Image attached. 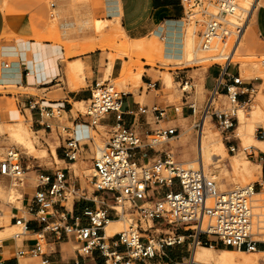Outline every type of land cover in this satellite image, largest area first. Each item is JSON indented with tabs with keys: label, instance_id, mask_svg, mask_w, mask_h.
Segmentation results:
<instances>
[{
	"label": "crops",
	"instance_id": "crops-1",
	"mask_svg": "<svg viewBox=\"0 0 264 264\" xmlns=\"http://www.w3.org/2000/svg\"><path fill=\"white\" fill-rule=\"evenodd\" d=\"M54 1L55 6H51L48 0H0V87H4V90H0V150L7 146L8 136L6 133L2 134L5 131L3 124L18 121L20 114L27 119L21 126L20 138L29 147L28 156H35L28 159L22 157L23 164L28 168L24 185L20 186L21 197L17 198V204L1 199L11 185L12 179L0 175V217H5L9 221L7 229L19 228L14 223L15 217H25L30 225V231L19 238L10 236L2 239L0 264H40L42 257L48 259V264H106L104 257L97 250L90 255L81 254L80 242L75 237L42 231L43 225L28 209V204L38 190L37 175L39 173L53 175L57 170L64 169L71 188L86 189V198H74L68 207L73 216L72 221L74 217L80 216L82 221L86 222L82 218L86 207L106 208L110 205L112 200L105 192L95 191L93 186L89 189L75 174L79 158L86 163L87 174L88 170H91L89 174L95 172L90 163L93 164L101 147L96 144L94 137H87L92 127L90 117L79 113L78 103L89 101L96 81L119 79L125 84L124 78L128 74L130 61L128 54H132L127 53L130 50L128 48L130 39L152 38L158 41V38L168 49L163 55L169 58L173 55L177 58L184 56L183 47L188 32L185 29V9L182 0ZM252 12L250 23L242 38L244 39L247 34L245 41L248 49L264 53V0H257ZM93 27L97 31L107 30L111 34H115L117 30L116 40H121L119 45L123 54H119L117 49L106 47L100 37H96L95 32L91 31ZM88 37H96V40L88 41L86 40ZM239 50L235 56L239 55ZM132 52L141 51L137 49ZM114 54L116 56L111 58L110 55ZM142 62L146 63V60L142 59ZM201 69L199 77H195L194 72L200 68L187 67L176 71L177 82L178 77L192 78L190 82L192 89L189 94H184L181 106L167 98L162 80L154 77L151 65L145 64L144 70L140 73L134 72L137 81L143 85L138 89L124 91L121 108L123 123L127 126L135 125L143 137L162 128L175 126L179 130L174 137L156 146L155 149H137L135 159L138 162L163 158L166 153H172L178 160L184 162L198 156L201 129L197 134L193 133V129L197 128L195 124L200 120L196 117L201 112L203 101L205 103L210 91L216 86L220 73L218 65ZM228 70L236 74L238 67L231 65ZM239 72L242 75L241 67ZM106 73L108 78H105ZM75 75L79 77L78 80H74ZM255 77L259 79L263 76ZM244 79L246 88L252 86L256 88L257 83L253 78ZM166 80L170 86H174L171 72L167 73ZM8 87L15 89L9 90ZM260 92L263 94V90ZM254 93L255 91L251 93L250 98L248 94L241 95L240 101L252 100ZM30 103L37 105L32 108ZM192 103L196 107L195 113L190 108ZM9 104L15 106L9 108L7 107ZM153 105L165 110L163 118H158L157 112L151 111ZM45 107L59 110L58 117L64 118V122L58 121L55 114L47 118L41 111V108ZM140 107L148 109L141 113ZM258 111L260 117L263 113L262 108L258 107ZM29 118L31 123L28 122ZM46 121L51 123V128L45 126ZM117 122L116 113L111 112L100 119L99 126L108 132ZM239 124L240 118L235 132ZM259 126L264 129L263 125ZM256 129L257 127L252 135L254 143L245 148L247 151L245 153L255 162L252 163L256 165L257 174H260L262 169L263 182L257 184H261L263 187L260 191H264V139L256 137ZM32 132L38 134L44 146L42 149L38 148L36 140L29 136L28 133ZM232 136L226 139L228 147L235 145L239 150L240 145L234 143L235 137ZM70 138L78 142V156L75 160H70L65 153ZM39 155L41 157H38ZM231 157L230 167L234 171H240L233 163L234 156ZM224 166V172L228 174L229 167L225 164ZM220 186L228 187L225 183ZM5 231L4 226L0 225V233ZM107 234L110 233L107 231ZM37 240L42 244V256L17 254L19 249L33 247ZM222 247L202 244L192 248V244L188 242L166 247L160 256L136 261L135 264H180L184 260H188V264H230L228 254L235 249ZM258 252L264 254V242H261L258 250L252 253ZM157 257L164 260H158ZM22 259L27 261L23 262Z\"/></svg>",
	"mask_w": 264,
	"mask_h": 264
},
{
	"label": "built area",
	"instance_id": "built-area-1",
	"mask_svg": "<svg viewBox=\"0 0 264 264\" xmlns=\"http://www.w3.org/2000/svg\"><path fill=\"white\" fill-rule=\"evenodd\" d=\"M48 2L55 6L54 0ZM182 3L185 18L196 28L199 48L218 51L209 59L223 60L211 64L218 65L220 73L195 127L200 130L203 117H209L225 139H229L239 123V107L251 101L241 102L240 96L248 94L250 98L256 89L244 86L245 79L239 72L241 65L233 62L247 27L249 12L240 6V0H182ZM231 65L238 67L236 74L228 70ZM191 80V77H178L184 94H189L192 89ZM124 94L110 80L96 81L87 111H79L90 117V125L97 133H100V119L107 113H116L118 122L109 129L108 137L93 161L92 186L95 191L105 192L111 198V204L106 208L86 207L82 217L86 222L80 216L72 221L67 206L69 197L86 198V189L71 188L64 169L53 175L39 173L36 179L38 190L28 209L43 225L42 231L75 237L80 242L81 254L90 255L97 250L106 264H135L160 256L166 247L188 242L192 248L205 244L249 252L258 250L259 244L264 242L260 238L264 227L257 228L254 222L256 183L221 190L216 180L207 175L203 162L202 166L190 167L172 153L138 162L135 159L137 149H155L179 130L175 126L162 128L143 137L135 125L123 123ZM36 105L30 103L32 108ZM190 108L196 112L193 103ZM147 109L140 107L139 111L145 113ZM41 111L47 118L60 113L47 107ZM151 111L157 112L160 119L165 116V110L157 105H153ZM45 126L51 128V123L46 121ZM65 149L70 160L77 158L78 142L74 138L67 141ZM229 149L232 152L238 150L235 145H230ZM22 160L17 148H9L5 157L0 159V175L23 186L28 167ZM116 219L126 221L127 226L107 235V225ZM164 221L174 225V229L157 233L156 223ZM14 223L19 228L12 237L19 238L30 231L25 217H15ZM17 254L42 256V244L37 240L33 247L19 249ZM40 264H48V259L42 257Z\"/></svg>",
	"mask_w": 264,
	"mask_h": 264
},
{
	"label": "rangeland",
	"instance_id": "rangeland-1",
	"mask_svg": "<svg viewBox=\"0 0 264 264\" xmlns=\"http://www.w3.org/2000/svg\"><path fill=\"white\" fill-rule=\"evenodd\" d=\"M243 1L244 0H240L241 5L246 4ZM184 21H185V29L188 32V34L191 32V30L192 31L194 30L193 34H195L196 28L194 27V25L191 23H188L186 18L184 19ZM92 30L95 32L96 37H100L102 43H105L106 47H109V48L115 49V50L117 49L119 54H123V53H121L122 51H121L120 45H119L121 40L120 39L116 40V35L118 34L117 30H116L115 34H111L107 30L97 31V30H95L94 27L91 29V31ZM246 36H247V34H245L244 39L242 40L241 47L239 50V55L234 56L233 61H234V63L240 62L241 70H242V77L253 78L254 82L257 83L256 90H255V93L252 97V100L249 102L248 105H245L242 108H240L241 107L240 106L239 107L240 110L238 111L239 115H241L240 121L244 122L246 124H249L252 127H250V129H249L250 132L246 133V132H243L239 126L237 131L232 133V135H233L232 137H235L234 143L236 145H240L239 150L232 152V151H230V149L228 147L227 140L225 139L224 135L221 133V131H220L219 127L217 126V124L215 123V121L213 119L207 120L208 123L206 126V133H207L208 137L210 138V144L214 147L219 142H222L223 144L225 143L224 145L226 148V153L220 152L218 157L215 159V161H212V160L207 161L205 159L203 163L205 165L204 168H205V171H206L208 176L214 178L213 176L216 175L217 178H214V179L216 180L219 187H220V185H222L224 183L227 184V186H228L225 189H230V188H234L236 186H244V185L256 183L257 192L259 193L258 196L260 197V201L257 200L256 195H255L254 212H259L261 214H264V191H260L261 190L260 188L263 186H260L259 184H257L258 182H263L262 169H261L260 174L256 173V171H257L256 165L253 164L255 162L251 161L250 158L247 157L248 156L246 154L247 151L244 150V148L249 147L254 143L252 141V135H253L254 129L256 127H257V129L255 130L256 137L264 139V129L261 126H259V125L264 126V53L254 52V51H251L250 49H248V47L246 46V41H245ZM96 37H88V38H86V40H88V41H91L93 39L96 40L95 39ZM157 40L160 41L158 38H157ZM195 40L196 41H195L194 45L197 48V52H195V54H193L192 56H187L186 54H184L183 57L180 56L179 58H177V56H174V55L169 58L165 54L164 55H163V53L160 54L157 51L151 52L150 50H148V51L140 50L141 51L140 53H133L131 50H129L127 53H132V54H128L130 56V61L128 63V65H129L128 74L124 78L125 84L123 82H121L119 79L112 80L111 83H113L117 87V89L121 90V91L138 89L140 86L143 85V83L142 82L140 83L137 81V78L134 76L135 75L134 72L140 73L141 70H144V65L149 64L153 68L154 77L160 78L162 80L163 86H164L165 91L167 92V95H168L167 98L171 102H177L178 106H181L182 105V99L184 98V93L180 88V83L177 82V80L175 79L176 71L179 69L187 68V67L200 68V70L194 72V76L199 77L201 75V72H202L201 68H208L214 62H223V60L219 59V58L214 59V60H210L209 56L217 54L218 51H205L204 49L199 48L198 39L195 38ZM161 43H163V42H161ZM114 56H116V54L110 55L111 58H113ZM142 59H145L146 63H143ZM155 69H157V70L155 71ZM168 72L172 73L173 81L175 82L174 86H170L166 80V76H167ZM212 73H214L213 70H212ZM255 75L263 76V77L257 79L255 77ZM105 78H108L107 73L105 74ZM78 79H79V77L75 75L74 80H78ZM195 84H196V82H195ZM129 85L131 86V88H128ZM8 89L13 90V89H15V87H8ZM0 90H4V87L1 86ZM189 90L191 91V89H189ZM261 90H263V94L260 92ZM205 99H206V97H205ZM224 101H226V98H224ZM203 103H204V101H203ZM203 103H202V106H203ZM252 104H254V105H252ZM88 105H89V101L84 102L82 104L78 103V110L82 111V112H86ZM250 105H251V107H250ZM12 106H15V105L14 104L7 105V107H9V108H12ZM258 107H261L262 111H263V113L260 117H259ZM201 110H202V107L200 108V111ZM200 116H201V112H199L196 119H199ZM55 118L62 123L64 122V118L58 117L57 113L55 114ZM26 120L27 119L23 115L19 114L18 121L3 124L5 131L2 132V134L6 133L8 137L6 139V142H7L6 148L0 150V159L5 157L6 152L11 147L17 148L19 154L23 157V159L35 157V156H28L27 152L30 154L29 147H28L27 143L25 141H23L22 138H20V135H19L20 132L22 133L21 126L24 125ZM16 122H18V124H15ZM28 122L31 123L30 118H29ZM98 130L100 131V133H97V131L91 127L89 129L87 137H94L96 144H99L102 147L103 143L105 141L104 138L108 137V132L101 126L98 127ZM198 130H199V128L193 129V133L197 134ZM188 132L189 131H187V133ZM28 134L32 139L36 140L38 148L42 149V147H44L42 145V143L40 142L38 134H36L34 132L28 133ZM95 150H96V148H94V151ZM231 156H234L233 160L245 158L247 160V166L242 165L241 169H239L240 171H234L230 167V163L232 161ZM38 157H41V155H39ZM46 157L48 158L49 156L46 155ZM57 162H59V161H57ZM77 162H78V170L75 171L73 168L72 169L75 171V174L77 175V177L82 180L83 185L88 187L89 189H92L91 181L93 179L95 172L89 174L91 172V170H88V174H87V172L85 171L86 163L83 162L81 160V158H79ZM90 164H91V166H93L92 163H90ZM224 164L229 167L230 171L228 174H225V172H224V167H225ZM198 165L199 164L196 163L195 166L197 167ZM20 186L21 185L19 183H16L15 180H12L11 185L6 189L5 195L3 197H1V199L4 201L11 202L12 204H17V198L21 197ZM72 203H73V196L70 195L67 206L69 207ZM257 203H260V204L262 203L263 206H260L259 209L256 210V207H257L256 204ZM262 218L264 220V215L262 216ZM254 220H255V222H257V220H258L257 214H256V217L254 218ZM119 222H120V229L121 230L127 226L126 221L121 220ZM262 223H263L262 225H264V221H262ZM8 224H9V221L7 220V218L0 217V225H3L4 228L6 229V231L4 233H0V239H3V238L6 239V238L10 237L16 230H18V228L7 229ZM155 228L157 229L156 230L157 233L167 232V231H172L174 229V225H170L166 221H164L161 223H156ZM262 231H264V230H262ZM181 232H183V231H181ZM113 233H115V230H113L110 234H107V235H112ZM260 238L264 239V234L260 235ZM214 240H216V239H214ZM224 248H227V247H224ZM228 255L230 258L234 259L235 261H237V260H246V261L249 260V261H255L258 264H264V254L263 255H256V254H253L252 252H249V251L235 250L234 253H229ZM156 259L164 260L162 257H157ZM22 261L26 262L27 259H22ZM187 261L188 260H184L180 264H188Z\"/></svg>",
	"mask_w": 264,
	"mask_h": 264
},
{
	"label": "bare ground",
	"instance_id": "bare-ground-1",
	"mask_svg": "<svg viewBox=\"0 0 264 264\" xmlns=\"http://www.w3.org/2000/svg\"><path fill=\"white\" fill-rule=\"evenodd\" d=\"M243 2H245L246 4H242L241 5V3H240V6L244 9V11H248L249 12V15L247 16V21H248V23H250L251 13H252L253 7H254L255 3L257 2V0H244ZM248 23H247V26H248ZM193 32H194V30L193 31L191 30V32L187 35L186 43L184 44V47H183L184 54H186L187 56H192L193 54H195V52H197V48L194 45L195 41H196L195 40L196 35L193 34ZM128 48H130L131 51H134V50H137V49L144 50V51L150 50L151 52H153V51L156 52L157 51L160 54H162L164 51L168 50V49H166V47L163 44H161L159 41H156V40H154L152 38H150V39H148V38H145V39H130L129 44H128ZM174 50H177V48H174ZM238 50L239 49H237V51ZM237 51H236V53H237ZM239 118H241V115H239ZM206 120H210V118L206 117L205 119H203V122L201 123L199 154L194 159H190V160L186 161V164H188L190 167L196 168V166H195L196 163L199 164L198 166H202V162H204L205 159L207 161H210V160L215 161V159L218 157L220 152L226 153L225 145L222 142H219L214 147L210 144V138L208 137V135L206 133V126H207V123H208V121H206ZM240 124H239V126H240V128L242 129L243 132H246V133L250 132L249 129L252 126H250L249 124H246L244 122H241V121H240ZM244 150H245V148H244ZM233 163H234V165H235V167L237 169H241L242 165H246L247 166V160L245 158L236 159V160H234ZM203 166L205 167L204 163H203ZM213 177L217 178L216 175H214ZM220 189L221 190H228V189H225V188L222 189L221 186H220ZM255 195H256L257 200L260 201V197L258 196L259 193L256 192ZM256 206H257L256 207V210H257V209H259L260 206H263V205H262V203L261 204L257 203ZM254 214H255V217H256V214L258 216L257 222H255V220H254V222L256 224V227L257 228L264 227V225H262L263 224L262 223V221H263L262 216L264 214H261L259 212H254ZM113 230H115V232H119V231L123 230V229L122 230L120 229V222L118 221V219H116V221H111L109 223V225L107 226L108 233H111ZM238 251H246V250H238ZM229 253H234V251H230ZM256 255H263V253L258 252V253H256ZM229 259H230V262H229L230 264H258L255 261H249V260H247V261L246 260H237V261H235L232 258H229Z\"/></svg>",
	"mask_w": 264,
	"mask_h": 264
}]
</instances>
